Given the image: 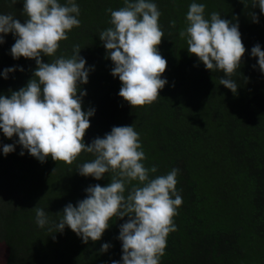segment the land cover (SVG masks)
<instances>
[{"label": "trees", "instance_id": "obj_1", "mask_svg": "<svg viewBox=\"0 0 264 264\" xmlns=\"http://www.w3.org/2000/svg\"><path fill=\"white\" fill-rule=\"evenodd\" d=\"M65 4L67 0H59ZM80 8V26L60 42L56 57L73 54L80 45L86 59L89 82L83 110L95 109L85 143L103 138L114 126H132L138 132L145 152V167H157L155 176L179 169L177 191L182 205L174 217L176 231L167 237L160 264H264V72L251 49L264 50V14L252 7V0H152L161 16L164 37L160 54L168 65L162 78L168 83L151 105L132 108L119 96L121 82L113 77L114 67L106 59L107 50L99 38L111 27L107 9L118 10L124 0H75ZM193 2L206 6L205 18L219 12L222 18L238 22L246 53L241 67L232 76L238 90L234 94L220 84L222 71L206 70L197 57L187 51L179 37L186 27V13ZM24 0L12 5L0 0V14H12L21 23ZM259 17L253 22L251 14ZM176 22L172 27L171 22ZM12 33L0 44V95L25 87L36 69V61L14 59ZM49 63L55 57H42ZM255 66V67H253ZM24 71H20V68ZM16 68L5 79L3 72ZM8 139L0 129V264H112L122 261L120 225L127 221L113 218L99 241L83 243L70 228L63 233L49 231L58 223L64 207L86 198V189L111 182V174L101 180L79 174L78 165L94 159L83 152L71 165L49 157L40 162ZM14 144L15 151L3 154V145ZM24 155H21V152ZM55 171L53 172V170ZM137 183L136 181L132 182ZM131 185L126 187L127 196ZM34 207L48 214L50 225L40 228ZM111 245L101 252L102 245Z\"/></svg>", "mask_w": 264, "mask_h": 264}, {"label": "clouds", "instance_id": "obj_2", "mask_svg": "<svg viewBox=\"0 0 264 264\" xmlns=\"http://www.w3.org/2000/svg\"><path fill=\"white\" fill-rule=\"evenodd\" d=\"M17 2L11 0L12 5ZM252 7L264 14V0H252ZM205 8L202 3L189 5L186 27L179 37L186 40L187 51L206 70L222 71L220 84L236 94L238 86L232 76L246 53L239 24L222 18L219 12H212L210 19H206ZM107 11L111 27L101 31L99 38L107 50L106 59L114 64L111 74L121 82L119 96L133 109L151 105L168 83L162 78L168 62L159 52L164 37L159 25L161 12L152 0H124L123 7ZM23 15L26 19L21 23L12 14H0V44L5 43L6 34L12 33L16 38L11 47L12 57L35 60L37 67L25 87L11 91L10 97L0 95V129L8 139L18 136L16 143L42 163L51 157L57 163L71 165L87 152L94 159L78 165L81 176L99 181L111 174L107 186L91 185L86 189V198L77 205L67 204L58 214L59 222L52 223L48 230L63 233L66 227L70 228L87 244L89 240L99 241L114 217H127L118 236L122 261L113 260L112 264H160L167 237L177 230L174 217L182 205L176 187L180 170L173 168L166 175L151 178L150 174L158 169L145 167L146 155L133 125L114 126L103 138L86 144L85 135L95 109L83 110L87 92L81 91V85L89 82L94 68L86 67L78 44L73 45L70 57L55 56L60 42L80 26V8L75 0L65 4L59 0H24ZM251 18L259 23L254 12ZM171 26H176L174 20ZM251 55L258 57L259 69L264 72V50L259 44L251 49ZM43 56L55 58L46 63ZM19 70L24 71L22 67ZM15 71L16 68L5 69L4 78ZM13 151L14 144L3 145L5 156ZM34 211L40 228L50 225L43 208L34 207ZM110 247L103 244L101 252Z\"/></svg>", "mask_w": 264, "mask_h": 264}, {"label": "rangeland", "instance_id": "obj_3", "mask_svg": "<svg viewBox=\"0 0 264 264\" xmlns=\"http://www.w3.org/2000/svg\"><path fill=\"white\" fill-rule=\"evenodd\" d=\"M1 255L4 256V253H2V252L0 251V258H1Z\"/></svg>", "mask_w": 264, "mask_h": 264}]
</instances>
